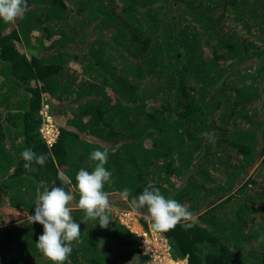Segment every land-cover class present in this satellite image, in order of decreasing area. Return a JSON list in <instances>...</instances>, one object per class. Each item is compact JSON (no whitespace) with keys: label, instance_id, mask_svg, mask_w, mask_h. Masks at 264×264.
<instances>
[{"label":"trees","instance_id":"obj_1","mask_svg":"<svg viewBox=\"0 0 264 264\" xmlns=\"http://www.w3.org/2000/svg\"><path fill=\"white\" fill-rule=\"evenodd\" d=\"M26 3L0 20V264H52L35 245L43 226L25 222L52 186L73 195L80 224L64 264H148L112 209L136 210L147 228L132 198L149 184L196 215L157 231L173 259L264 264V0ZM44 106L51 145L39 133ZM27 148L48 156L35 171ZM104 149L107 228L84 219L72 187ZM4 208L28 218L16 225Z\"/></svg>","mask_w":264,"mask_h":264},{"label":"clouds","instance_id":"obj_2","mask_svg":"<svg viewBox=\"0 0 264 264\" xmlns=\"http://www.w3.org/2000/svg\"><path fill=\"white\" fill-rule=\"evenodd\" d=\"M26 9V0H0V20L5 23L13 22L16 18L21 17ZM46 108L44 106L40 113L43 110L46 112ZM54 128L57 135L55 125ZM204 135L214 142V132H208ZM53 142L54 140L51 143H47L51 145ZM49 155L51 154L49 153ZM21 158L25 161L24 168L26 170L35 171L36 169L32 165L43 166L48 156L37 154L31 148H27L21 152ZM90 159L96 162L94 169L91 172L83 168L80 169L75 177L76 183L72 186L74 191L79 193V200L76 206L85 212V220L98 219L100 227L107 228L110 222L107 215L110 203L109 194L103 189L105 183L110 181L112 175L105 167L108 160V150H94L90 154ZM58 178L64 184H71L69 177L63 172H59ZM50 189H46L37 195L34 215L29 216L27 220L25 219L28 217H25L24 220L25 222L30 220L31 223H39L43 226V234L38 237L35 243L38 251L52 264H64L72 252L71 243L79 240L81 233L80 224L74 222L71 216L72 208L69 205L74 199L73 195L66 192L63 186H52ZM129 195L130 190L124 189L122 196L127 198ZM132 204L138 209H146L145 220L147 228H144L140 223L139 217L141 215L136 210L118 208L112 210L120 224L141 238L140 249L142 253L149 256V261L151 254L143 251L147 235L149 237L153 236L161 244L162 253L168 254V258L165 257L167 262L171 264H188L186 258H172L167 239L157 231H168L174 229L181 221L193 220L196 215H191L187 210L189 203H179L172 198L166 199L158 189L149 184L144 188L142 194L132 198ZM123 218L128 219L129 222L125 223L122 220ZM24 220L21 221L20 218L15 223L16 225H21ZM134 226L137 227L136 230L133 229ZM184 227L187 229L192 227V225L186 223Z\"/></svg>","mask_w":264,"mask_h":264},{"label":"rangeland","instance_id":"obj_3","mask_svg":"<svg viewBox=\"0 0 264 264\" xmlns=\"http://www.w3.org/2000/svg\"><path fill=\"white\" fill-rule=\"evenodd\" d=\"M43 113H44V111H42V114H43ZM64 118H65V117H64ZM1 212H2L3 214L11 215L13 220H11L10 218H8V219L11 220V221L18 222V221L20 220V218H18L19 215H18L17 213L13 212L12 210H9L8 208L2 209ZM73 212H74V209L72 208L71 216L74 215ZM122 220H123L125 223H128V222H129V220L126 219V218H123ZM6 224H8V223H7V219H3L2 222H1V226L6 225ZM133 229L136 230L137 227L134 226ZM151 235H153V234H151ZM155 239H156V238H154L153 236H152V237H149V236L147 235V236H146V239H145V242H144V245H143V251H146V252H148V253H150L151 251H152L153 253L163 252V249H162L161 244L158 243ZM150 254L152 255V253H150ZM155 256H156V255H155ZM165 257L168 258V254H167V253H164L162 256H156L155 261H151V259H150L151 262L149 261L150 263H148V264H157L158 262H162V263H160V264H168L169 262H167V260L165 259ZM169 264H171V263H169Z\"/></svg>","mask_w":264,"mask_h":264},{"label":"built area","instance_id":"obj_4","mask_svg":"<svg viewBox=\"0 0 264 264\" xmlns=\"http://www.w3.org/2000/svg\"><path fill=\"white\" fill-rule=\"evenodd\" d=\"M43 111H44L43 114L41 112V114L43 116V121H42L41 126L39 128V133L48 143H51L55 139L56 130L54 128L52 119L48 115H46L45 110H43ZM150 253H152V255H150L151 261H155L156 256H162L163 255L162 252L157 253L156 256H155V253H153L152 251ZM160 263H162V262H158L157 264H160ZM172 264H174V263H172Z\"/></svg>","mask_w":264,"mask_h":264},{"label":"crops","instance_id":"obj_5","mask_svg":"<svg viewBox=\"0 0 264 264\" xmlns=\"http://www.w3.org/2000/svg\"><path fill=\"white\" fill-rule=\"evenodd\" d=\"M5 209V208H4ZM9 209V208H8ZM9 210H12V209H9ZM13 212H15L14 210H12ZM15 213H17V212H15ZM18 214V213H17ZM6 215H8V214H6ZM19 215V214H18ZM21 215V214H20ZM20 215L18 216V218H21L20 217ZM25 219V217H23V218H21V221H23ZM6 225H9V223L8 224H6Z\"/></svg>","mask_w":264,"mask_h":264}]
</instances>
